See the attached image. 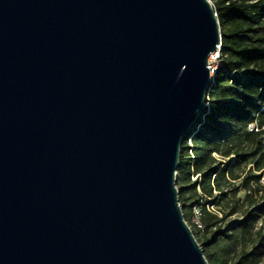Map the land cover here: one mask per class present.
Wrapping results in <instances>:
<instances>
[{
	"label": "water",
	"instance_id": "95a60500",
	"mask_svg": "<svg viewBox=\"0 0 264 264\" xmlns=\"http://www.w3.org/2000/svg\"><path fill=\"white\" fill-rule=\"evenodd\" d=\"M220 43L210 0H0V264H208L175 178Z\"/></svg>",
	"mask_w": 264,
	"mask_h": 264
},
{
	"label": "trees",
	"instance_id": "16d2710c",
	"mask_svg": "<svg viewBox=\"0 0 264 264\" xmlns=\"http://www.w3.org/2000/svg\"><path fill=\"white\" fill-rule=\"evenodd\" d=\"M213 8L221 37L219 65L205 104L180 146L176 170L187 184L186 188L177 186L181 208L186 192L192 193V204L182 213L192 234L195 208L205 223L203 233L209 220L222 221L223 215L218 218L206 207L226 201L234 181L239 180L249 193L253 190L261 194L257 204L251 202L250 194L245 195L251 209L236 225L247 230L264 215V186L259 183L264 173V0H218ZM251 125L255 127L250 129ZM214 153L220 158L216 159ZM211 235L214 239L219 234ZM210 241L206 237L198 242L208 264L204 248ZM262 255L264 234L238 262L257 264Z\"/></svg>",
	"mask_w": 264,
	"mask_h": 264
},
{
	"label": "rangeland",
	"instance_id": "374dc122",
	"mask_svg": "<svg viewBox=\"0 0 264 264\" xmlns=\"http://www.w3.org/2000/svg\"><path fill=\"white\" fill-rule=\"evenodd\" d=\"M217 1L218 0H210L212 5L216 4ZM218 61L219 59H217L215 63L211 64V66L214 67V71L219 65ZM214 71L211 74L212 77ZM248 166L246 168L247 170L249 169ZM194 179L195 177H191V180ZM234 182L233 188H236L237 190L230 188L229 196L226 201L216 206L210 205L206 207L208 212H213L214 210L219 211L220 214L223 215L222 221L218 222L213 219L209 220L207 222L209 227L204 233L193 229V235L197 242H202L206 237L211 240L210 244L204 248L205 255L207 256V259H209L210 264H240L238 262L239 259L249 253L259 240L260 236L264 234V215L258 217L255 223L247 230H241L236 225L243 219L245 213L251 209L252 201H255L253 204L260 202L261 194L256 191L253 192V190L249 193L240 186L239 180ZM175 184L176 187H187V184H183L181 177L177 174V172ZM223 187L227 188L226 185ZM197 192H199L198 188ZM246 194L251 195V202L245 200ZM185 198L184 206L181 208L182 213H186L189 206H191L193 201L192 193L186 192ZM224 214H227L226 217H224ZM203 224L205 223L203 222ZM213 232H217L219 234L214 239H212L211 235ZM257 264H264V255L259 258Z\"/></svg>",
	"mask_w": 264,
	"mask_h": 264
},
{
	"label": "built area",
	"instance_id": "2783aa9c",
	"mask_svg": "<svg viewBox=\"0 0 264 264\" xmlns=\"http://www.w3.org/2000/svg\"><path fill=\"white\" fill-rule=\"evenodd\" d=\"M218 57H219V50L217 51V54H216V56H215V60H214V62H212V63L209 62V65H210V68H211V74H212V72L214 71V67L211 66V64L215 63V61L218 59ZM253 127H255V125H251V126H250V129H253ZM213 155H214V157H215L216 159H219V158H220V156L217 155V154H215V153H214ZM249 167H250V165L248 166V168H249ZM258 173H259V172H258ZM259 183H260L261 185H264V173H263V175H262V177H261ZM210 213L213 214V215H216L217 217H221V216H222V215L220 214V212L217 211V210H214L213 212H210ZM191 223H192V225H193V227L195 228L196 231L202 232V231L204 230V225H203V223H202V221H201V212H200V210H199L198 208H195V209H194V214H193V216H192Z\"/></svg>",
	"mask_w": 264,
	"mask_h": 264
},
{
	"label": "bare ground",
	"instance_id": "6f19581e",
	"mask_svg": "<svg viewBox=\"0 0 264 264\" xmlns=\"http://www.w3.org/2000/svg\"><path fill=\"white\" fill-rule=\"evenodd\" d=\"M216 54H217V51L214 52V53H212V54L209 56L208 61L211 62V63L214 62Z\"/></svg>",
	"mask_w": 264,
	"mask_h": 264
}]
</instances>
